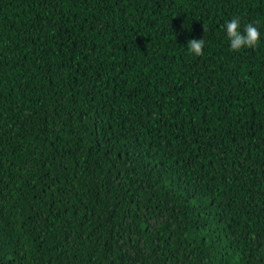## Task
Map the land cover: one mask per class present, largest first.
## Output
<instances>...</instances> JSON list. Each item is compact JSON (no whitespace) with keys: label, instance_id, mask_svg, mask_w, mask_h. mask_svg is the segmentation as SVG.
Segmentation results:
<instances>
[{"label":"trees","instance_id":"1","mask_svg":"<svg viewBox=\"0 0 264 264\" xmlns=\"http://www.w3.org/2000/svg\"><path fill=\"white\" fill-rule=\"evenodd\" d=\"M0 264H264V0H0Z\"/></svg>","mask_w":264,"mask_h":264},{"label":"clouds","instance_id":"2","mask_svg":"<svg viewBox=\"0 0 264 264\" xmlns=\"http://www.w3.org/2000/svg\"><path fill=\"white\" fill-rule=\"evenodd\" d=\"M227 36L231 49L239 51L244 47H255L260 41V31L253 23H248L241 31V21L234 18L226 24ZM204 39H192L189 41L188 50L196 56H202L204 50Z\"/></svg>","mask_w":264,"mask_h":264}]
</instances>
